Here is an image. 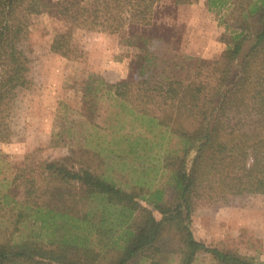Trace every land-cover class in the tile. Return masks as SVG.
<instances>
[{
  "label": "trees",
  "instance_id": "1",
  "mask_svg": "<svg viewBox=\"0 0 264 264\" xmlns=\"http://www.w3.org/2000/svg\"><path fill=\"white\" fill-rule=\"evenodd\" d=\"M193 2L0 0V91L24 83L34 16L50 10L66 22L51 41L61 55L76 29L119 35L117 79L82 96L110 108L109 137L93 152L153 160L156 172L122 184L87 160L77 168L28 154L10 173L0 165V264H196L201 255L264 264L206 244L191 227L199 199L264 194V0H205L210 11L225 9L224 47L199 58L183 46ZM166 4L173 16L160 23Z\"/></svg>",
  "mask_w": 264,
  "mask_h": 264
},
{
  "label": "rangeland",
  "instance_id": "2",
  "mask_svg": "<svg viewBox=\"0 0 264 264\" xmlns=\"http://www.w3.org/2000/svg\"><path fill=\"white\" fill-rule=\"evenodd\" d=\"M198 1L184 9V19L194 18L190 21L195 30L188 32L183 46L186 55L195 58L215 45L224 47L219 39L225 31L219 23L225 9L210 11L205 0ZM167 7L158 10L160 23L171 21L173 15L164 13ZM182 27L173 28L181 31ZM66 28V22L50 10L32 17L24 83L0 91V165L10 168V173L16 162L31 154L37 159L76 163L77 168L87 160L101 171L113 173L122 184L137 180L147 168V177H153L156 172L148 166L154 165L153 160L140 164L131 157H105L106 151L100 157L93 152L109 137L103 127L110 108L106 101H83L82 96L88 85L117 79L122 68L119 35L76 29L72 48L61 55L51 50V41L54 30ZM154 211L159 218L160 213ZM191 227L195 237L210 246L264 262V194L199 199L193 204ZM196 264H210V260L201 255Z\"/></svg>",
  "mask_w": 264,
  "mask_h": 264
},
{
  "label": "crops",
  "instance_id": "3",
  "mask_svg": "<svg viewBox=\"0 0 264 264\" xmlns=\"http://www.w3.org/2000/svg\"><path fill=\"white\" fill-rule=\"evenodd\" d=\"M191 19H194V18H187V20H191ZM194 30H195V28H192V33L194 32ZM121 66H122V63H121Z\"/></svg>",
  "mask_w": 264,
  "mask_h": 264
}]
</instances>
